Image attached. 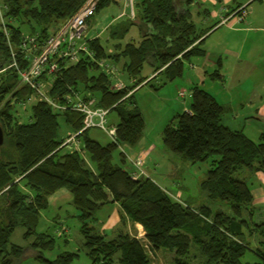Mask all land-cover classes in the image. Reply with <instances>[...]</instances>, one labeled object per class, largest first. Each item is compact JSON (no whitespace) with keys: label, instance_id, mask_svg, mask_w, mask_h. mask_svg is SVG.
I'll return each mask as SVG.
<instances>
[{"label":"trees","instance_id":"1","mask_svg":"<svg viewBox=\"0 0 264 264\" xmlns=\"http://www.w3.org/2000/svg\"><path fill=\"white\" fill-rule=\"evenodd\" d=\"M85 1L0 0L9 45L16 50L23 34L37 35L39 42L44 41ZM191 1L135 3L133 21L149 32L138 41L122 44L133 23L120 29L109 27L114 53L106 51L102 39L88 41L96 60L112 61L116 69L120 65L121 73L136 79L133 85L113 91L109 78L89 57L57 73L48 92L53 100L61 102L64 95L76 92L118 117L114 141L106 145L89 138L88 130L80 133L83 154L70 153L58 138L59 118L71 132H77L82 127L79 113L70 109L55 112L46 103L35 102L27 120L16 114V106L25 103L32 91L19 85L14 70L7 68L11 48L0 30V264L20 262L22 248L10 243L18 226L25 229V237L34 234L37 241L44 238L35 234L39 213L47 208L48 198L63 188L78 213L90 264H151L161 249L173 255L171 264H245L246 240L252 238L257 243L253 253L258 260L246 264H264V219H255L251 191L255 176L264 175V136L253 140L224 125L225 107L210 93L192 88L187 110L173 117L162 132L168 151L192 165H206L199 183L205 202L198 209L173 199L150 179L133 180L128 170L112 161L116 146H134L142 136L144 122L131 103V92L144 81L138 77L148 59H154V70L162 69L159 86L146 82L157 90L183 75L184 61L203 54L202 40L197 42L202 35L189 13ZM112 2L99 0L95 15ZM120 162L124 164V158ZM109 203L118 204L121 218L142 227L143 239L123 232L108 238L90 225L98 210ZM50 244L39 241L33 246L48 249ZM72 256L43 261L69 264Z\"/></svg>","mask_w":264,"mask_h":264},{"label":"rangeland","instance_id":"2","mask_svg":"<svg viewBox=\"0 0 264 264\" xmlns=\"http://www.w3.org/2000/svg\"><path fill=\"white\" fill-rule=\"evenodd\" d=\"M134 1L137 2V0ZM122 2L123 1L121 0L119 3ZM135 2H133L134 14ZM204 9L211 10L212 7L210 4H206L202 10ZM225 10L229 11L230 14H235L234 16L238 21L243 22L247 17V23H250V19L257 21L253 27L264 28V0H229V4ZM119 12H121L119 5L111 3L108 7L95 15L94 19L99 21L104 16H107L106 22L112 24L114 18ZM125 13L126 15L122 18L135 20V15L133 19L129 17L128 10H125ZM204 17L206 16H204L203 13H200L198 16L193 14L192 19L196 28L200 27L199 24L203 22ZM205 20H207L206 27L209 28L219 22L218 19L214 20L212 18ZM137 33L138 30L135 29V27H131L121 43L125 44L129 42L132 37L135 38L137 36ZM229 34V31H227L225 27H222L200 47L209 54L210 61L214 60L215 63L219 59L222 61V70H219L221 73L227 70L226 73L228 76L225 82L226 85L217 79H213L214 77L211 75L214 70H218V66L206 69L207 75L204 76L202 81H199L195 76V71L192 68H189L187 64L185 65L183 76L176 78L173 81L166 82L165 85L159 87L157 90H154L148 85L143 86V84H140L131 92L133 93L131 103L137 107L143 118L144 129L142 136L134 146L119 145L116 146L112 153V161L128 170L130 164L127 156L134 159L138 156L139 152L152 146L153 151L144 161V169L148 178L155 183V185L166 190L173 199L185 203L193 209H198L205 202L204 197L199 192V183L205 176L206 165L198 163L192 165L188 161L182 160L178 155L168 151L163 145L162 132L164 127L176 113L187 110L190 104V89L194 85L198 84L205 91L214 96L221 104H228V100L235 96H239L240 98L243 97L244 90H247L248 92L252 90L255 79L258 77L253 78L252 74L246 72L244 74L237 73L234 75L231 70V65L227 67L226 57L223 53L225 46L221 42L226 39V36ZM101 37L102 43L106 45V51L110 54L114 53L113 44L115 42L110 39L108 31L105 30ZM246 48L249 51L247 53V51L244 50L241 55V60H248L251 63L259 64L264 60V34L260 33L259 35H251V40L247 41ZM203 61L202 56L191 58V63H194L195 65H199ZM116 67L119 72L118 76L124 83L123 79L125 75L123 72L121 73L120 65H116ZM145 71L147 70L144 65L140 75L144 74ZM189 79H192L193 85L189 83ZM160 80L161 78L153 81V83L156 86H159L161 82ZM230 85H232V89H228V86ZM180 91L185 92V96L182 98L178 96ZM31 102L26 104L25 107L24 105L16 106V114L22 120H27L28 115H30ZM106 120V127L113 134L114 126L118 121L116 112H110L107 115ZM59 124L60 130L58 138L64 139L71 131L61 118H59ZM234 126H236V124ZM257 127L264 128V120L259 122L257 120L251 121V119H247L244 132L249 138L257 140ZM87 135L101 145H106L112 141L106 133L96 128L88 130ZM121 158H124V164L120 162ZM56 192H58V195H61L60 199L53 200V198H51L50 202L48 201L47 208L40 211L38 223L35 227V234L44 235L43 239L37 241L34 234L25 237V229L21 226H18L11 235L10 243L21 247L23 250L19 264H47L43 260L55 262L58 257L65 256L66 254H73L72 260L69 264H90L89 258L86 254L84 239L80 232L81 224L78 219V213L71 204V195L64 188L59 189ZM53 195L54 194L51 196ZM258 208L260 210L259 212L262 213V216H255L257 221L262 220V218L264 219V206ZM112 212L113 207L111 206L100 210L96 213L95 220H93L90 225L94 228L100 227L102 221L106 220L107 215H110ZM122 218L127 219L124 216ZM129 223L131 224L130 221ZM105 233L106 237L109 238L110 231ZM39 241H41V244L42 242H51L50 248L47 249L42 246H33L35 242ZM246 241L249 245L242 259V262L245 264L258 260L257 256L253 253L254 248L257 246L256 240L252 238V240L250 239ZM156 256V259L153 258L155 261L151 262V264H171L170 259L172 260L173 258L171 253L163 249L159 250Z\"/></svg>","mask_w":264,"mask_h":264},{"label":"crops","instance_id":"3","mask_svg":"<svg viewBox=\"0 0 264 264\" xmlns=\"http://www.w3.org/2000/svg\"><path fill=\"white\" fill-rule=\"evenodd\" d=\"M120 1H113L112 3L119 5L120 11L122 12L124 10L125 12L124 4L123 2L119 3ZM141 1L142 0L139 1L137 0V2L135 1L134 2L138 4ZM222 1L223 0H192L191 5L189 7L190 8L189 13L191 19L193 14L198 16L200 15V13H203L204 16H206L204 17L203 22L199 24L200 27L196 28L198 34L202 35L197 40V42L202 40L200 47L205 42H207L211 38V36L216 34V32L220 30V28L225 27L230 34L227 35L226 39H224L221 43H223L225 46L223 53L224 56L226 57L227 67L231 65V70L233 71L234 75L237 73L244 74L246 72L252 74L253 78L258 77L257 79H255L253 88L250 92L243 89L244 90V91L242 90L244 93L243 97L240 98L239 96L238 97L235 96L228 100L229 101L228 104L222 103V105L225 107V112L222 116L223 124L231 129L240 130L246 135L244 130L247 119L248 120L251 119V121L257 120L259 122L264 120V60H262L259 64H255L249 62L248 60H243V59L241 60V55L243 54L244 50H246L248 53L249 50L246 48V44L248 40H251V35H259L260 33L264 34V28L253 27V25L257 23V21L250 19L249 20L250 23H247L246 22L247 17L244 19L243 22L238 21V19H236V17L233 16V14H230L229 11L225 10V8L229 4V0H224L223 2ZM206 4H210L212 9L202 10L204 5ZM121 12H119L116 15L112 24H110V22L109 23L106 22L107 16H104L99 21L95 20L93 16L88 22V31H87L88 39L89 40H92L94 38L101 39L102 38L101 35L105 32V30L108 31L109 27L115 25L118 27V29H120L121 27H125V25H128L130 23L133 24L132 26H128L129 28L125 36L128 34L129 29L131 27H135V29L138 30L137 33L138 37L137 36L135 38L132 37L130 40L134 41L137 38L135 41H138L140 36L149 32L148 28L139 22H135L133 20H129L127 18H122V17L120 19H117L118 15H120ZM208 18L210 19L212 18L214 20L218 19L219 22L217 24H214V26L210 28L206 27L207 20L205 19ZM140 29L141 31H139ZM202 51H203L202 57L204 61L201 64L195 65L194 63H191V58H190L188 61H184V68L185 65L187 64L189 68H192L195 71V76L199 79V81H202L204 76L207 75L206 69L215 68L216 66H218V70H214V72L211 74L214 77L212 78L217 79L221 83H224L226 85L225 82L228 76L226 73L227 70H225V72L223 71V73L220 72V70H222L221 68L222 61L220 59L217 60L216 63L214 62V60L210 61L209 54L203 49ZM145 66L147 71H145L144 74H141L138 77L144 79V81L141 84H143V86H147L146 82L149 81L148 84L151 85L154 84L153 81L159 78H161L160 80L161 81L160 84H161L163 82V78L159 73L161 72L162 69H159L157 71L154 70L156 67V63L154 59L149 58ZM123 81L125 86L129 87L135 83L136 79L129 78L125 75ZM189 83L193 85L192 79H189ZM194 87L203 89L198 84L192 86V88ZM232 88H233L232 85L228 86V89H232ZM180 92L185 93L184 91H180ZM180 113L182 112L176 113L173 117H175ZM235 124L236 126H234ZM256 135L258 138L261 135L264 136V128L257 127ZM152 151H153V147L149 146L146 150L139 152L138 155H141L144 158V160H146ZM251 191L253 195V208L255 209L254 216H262L261 215L262 213L259 212L260 210L258 207L264 206V175L257 174L255 176L254 186ZM60 197L61 195H58V192H55L53 196L48 198V201L50 202L51 198H53V200H59ZM109 206L113 207V212L110 215L109 214L107 215L106 220L102 221L100 227L95 228L98 233L104 234L106 236L105 232L110 231V237H112L120 232H123V233H128L130 236H134L138 239L141 238L143 239L144 231L142 227L139 224H132V223L130 224L128 219L121 218V210L117 203H109L103 206L102 208H100L98 212Z\"/></svg>","mask_w":264,"mask_h":264},{"label":"built area","instance_id":"4","mask_svg":"<svg viewBox=\"0 0 264 264\" xmlns=\"http://www.w3.org/2000/svg\"><path fill=\"white\" fill-rule=\"evenodd\" d=\"M98 1L86 0L71 17L65 20L42 42L38 41L37 35L23 34L16 50H13L9 45V34L5 26L6 20L0 7V30L6 36L8 45L11 48V62L7 68L14 70L19 85L27 86L32 91V96L22 105L25 107L31 101V103L44 102L55 112L70 109L81 115V129L77 132L68 133L62 139L61 147L70 153L83 154L79 135L85 130L96 128L106 133L112 141H114V138L106 127L108 110L95 107L94 99L87 98L88 96L84 98L76 92L64 95L61 102L55 101L49 96L48 92L51 90L55 76L61 68L77 64L82 58L89 57L91 60L96 61L97 66L109 78L113 91H120L126 87L120 80L119 73L114 65L105 59L96 60L94 53L89 49L88 21L95 15ZM122 1L124 9L128 10L129 17L133 19L134 0ZM125 15L126 13L123 10L117 19ZM19 62L23 63L24 66L21 67ZM178 96L182 98L185 93L179 92ZM127 158L130 164L129 176L133 180L149 179L144 169L145 160L141 155L134 159L128 156Z\"/></svg>","mask_w":264,"mask_h":264},{"label":"water","instance_id":"5","mask_svg":"<svg viewBox=\"0 0 264 264\" xmlns=\"http://www.w3.org/2000/svg\"><path fill=\"white\" fill-rule=\"evenodd\" d=\"M3 143V133H2V130L0 128V146L2 145Z\"/></svg>","mask_w":264,"mask_h":264}]
</instances>
